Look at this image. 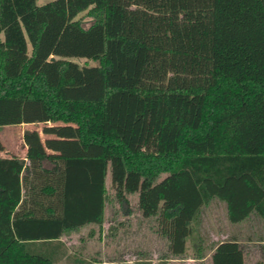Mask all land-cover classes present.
Instances as JSON below:
<instances>
[{
    "label": "trees",
    "instance_id": "1",
    "mask_svg": "<svg viewBox=\"0 0 264 264\" xmlns=\"http://www.w3.org/2000/svg\"><path fill=\"white\" fill-rule=\"evenodd\" d=\"M1 34L0 127L48 137L0 156V229L21 242L0 234V264H58L138 179L177 258L214 198L234 223L264 219V0H0Z\"/></svg>",
    "mask_w": 264,
    "mask_h": 264
},
{
    "label": "rangeland",
    "instance_id": "2",
    "mask_svg": "<svg viewBox=\"0 0 264 264\" xmlns=\"http://www.w3.org/2000/svg\"><path fill=\"white\" fill-rule=\"evenodd\" d=\"M50 1L37 0V3L42 5ZM77 18L85 27L94 22L88 11L81 12ZM72 60L80 65L98 64L88 58L74 57ZM45 125L29 123L0 127L3 148L0 156L8 154L5 152L26 156V131L38 130L45 140L48 137L42 132ZM121 179L123 172L120 164L112 161L106 187L110 196L114 195L116 188H120ZM136 187L135 192L127 194L128 202L124 207L113 197L107 202L103 240L92 242L96 249L107 248V258L111 264H264V219L252 214L242 222L234 223L229 219L226 201L219 198H214L197 211L194 233L188 241V255L175 257L169 250L168 239L161 232L158 214L146 203V184L138 179ZM0 209L3 211V208ZM128 210L129 213H126ZM7 228L1 225L0 233L4 243L9 245Z\"/></svg>",
    "mask_w": 264,
    "mask_h": 264
},
{
    "label": "crops",
    "instance_id": "3",
    "mask_svg": "<svg viewBox=\"0 0 264 264\" xmlns=\"http://www.w3.org/2000/svg\"><path fill=\"white\" fill-rule=\"evenodd\" d=\"M5 153L8 154L1 156L18 155V154H12L11 152H5ZM108 175H107V179H108ZM107 179L105 182L106 187L108 181ZM7 226H8L7 235L9 236L10 239V245L20 244L21 243L20 240L17 239L16 236L13 234V231L11 229V222ZM105 226H106V222L103 223L102 227L96 224H90L84 226L83 228H81L76 232L66 234L62 238V241L67 246L68 253L62 257V259L58 262V264H111L107 258L108 255L107 248L96 249L94 248V245H92V242L96 241L97 239L99 242L100 240H103V235L106 232ZM28 257L30 260H35L36 262H39L41 264L47 263L46 260L39 257H33L30 255Z\"/></svg>",
    "mask_w": 264,
    "mask_h": 264
}]
</instances>
